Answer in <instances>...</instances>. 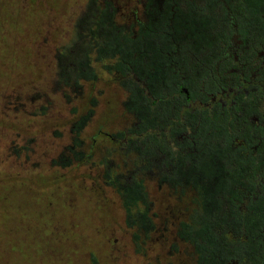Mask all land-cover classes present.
I'll return each mask as SVG.
<instances>
[{"label": "trees", "instance_id": "obj_1", "mask_svg": "<svg viewBox=\"0 0 264 264\" xmlns=\"http://www.w3.org/2000/svg\"><path fill=\"white\" fill-rule=\"evenodd\" d=\"M151 2L145 7L150 16ZM110 6L91 0L79 18L81 31L59 50L58 73L78 89L100 80L94 63L100 64L128 94L124 109L133 124L107 136L104 181L120 198L136 252L147 253L157 230L146 188L155 179L181 198L195 194L188 220L176 226L195 264H264V118L257 126L242 114L264 103L261 42L243 48L253 31L264 33V0H164L160 21L136 19L132 26L120 25ZM243 7L250 24L239 20ZM218 20L225 27H217ZM75 43L82 52L67 66ZM93 107L72 124L65 149L71 159L54 165L94 158L98 148L87 150L83 140ZM242 125L256 134H241Z\"/></svg>", "mask_w": 264, "mask_h": 264}, {"label": "rangeland", "instance_id": "obj_2", "mask_svg": "<svg viewBox=\"0 0 264 264\" xmlns=\"http://www.w3.org/2000/svg\"><path fill=\"white\" fill-rule=\"evenodd\" d=\"M97 1L113 5L123 26L149 17L160 21L164 13V0H152V16L145 12L146 0ZM90 2L0 0V264H195L193 248L176 235L195 194L181 198L147 180L157 230L143 255L136 252L120 198L104 181L107 136L133 124L124 109L128 94L117 77L94 63L99 81H83L76 89L60 80L59 50L81 31L79 18ZM238 13L239 20L251 23L245 7ZM217 27H225L222 20ZM247 41L244 49L261 42L257 53L264 57V33L253 31ZM73 52L67 66L81 54L80 44ZM224 67L231 70L228 62ZM235 81L229 78L230 85ZM89 107L95 114L83 140L87 150L98 148L94 158L82 165H54L60 157L71 159L65 149L72 142V124ZM242 114L260 126L264 103ZM240 132L256 134L244 125ZM121 180L128 184L130 178Z\"/></svg>", "mask_w": 264, "mask_h": 264}, {"label": "flooded vegetation", "instance_id": "obj_3", "mask_svg": "<svg viewBox=\"0 0 264 264\" xmlns=\"http://www.w3.org/2000/svg\"><path fill=\"white\" fill-rule=\"evenodd\" d=\"M138 15V13H136V16ZM263 89H264V84H263ZM264 133V132H263ZM263 142H264V138H263ZM263 184H264V180H263ZM264 192V190H263Z\"/></svg>", "mask_w": 264, "mask_h": 264}]
</instances>
